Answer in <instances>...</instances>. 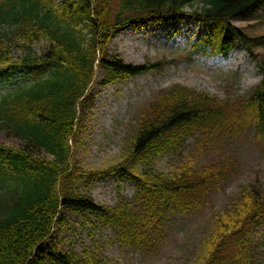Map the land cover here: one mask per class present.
Segmentation results:
<instances>
[{
  "label": "trees",
  "instance_id": "trees-1",
  "mask_svg": "<svg viewBox=\"0 0 264 264\" xmlns=\"http://www.w3.org/2000/svg\"><path fill=\"white\" fill-rule=\"evenodd\" d=\"M259 9L264 0H0V78L16 70L33 76L0 98V133L18 144L0 142V264L46 258L52 264H116L104 259L97 243L80 255L49 252L62 211L92 217L94 230H109L112 242L145 253L159 250L171 218L198 215L239 174L238 160L223 148L252 132L264 139V52L257 51L264 27L233 25ZM164 19L202 28L194 47L201 54L242 45L257 60L261 82L236 100L180 85L160 93L139 113L122 161L104 171L130 182L135 195L98 205L78 191L100 174H87L73 159L80 103L97 70L111 84L160 66L127 65L108 47L127 28ZM166 155L183 160L171 173H154L155 161ZM135 163L146 171L135 172ZM238 189L213 213L195 252L197 264H264V237L255 238L264 231V182L254 179Z\"/></svg>",
  "mask_w": 264,
  "mask_h": 264
},
{
  "label": "rangeland",
  "instance_id": "rangeland-1",
  "mask_svg": "<svg viewBox=\"0 0 264 264\" xmlns=\"http://www.w3.org/2000/svg\"><path fill=\"white\" fill-rule=\"evenodd\" d=\"M246 21L255 29L264 27V11L258 10ZM244 20L234 25H244ZM8 26H5L7 28ZM250 28L248 31L254 30ZM201 29L192 22L174 20L147 23L129 28L119 34L109 45V55H117L125 64L150 66L161 63L150 71L118 81L104 84L105 75L97 70L91 93L80 106L78 113V137L75 140L73 159L78 168L95 176L91 184H80L78 191L98 205L113 206L120 196L131 200L134 186L119 175L106 174L108 168L117 166L125 156L126 144L139 123V113L160 93L174 85L191 88L220 100H236L262 79L257 62L243 47L221 55L196 54L192 50ZM116 41V42H115ZM43 42L36 43L33 52L40 54ZM264 50V41L262 48ZM20 53H16L18 58ZM49 70L46 74L49 75ZM33 76L16 70L0 78V98L32 81ZM142 113V112H141ZM254 133L228 144L225 152L239 162V174L217 194H213L207 205L193 217L170 219L167 237L155 253H145L120 247L112 242L109 230H94V219L83 213L62 211L59 224L47 244L49 252L60 254L82 251L93 243L104 246L103 257L116 264H197L195 252L200 238L210 227L214 212L222 211L228 198L238 192V187L258 179L264 182V139H255ZM0 142L6 147L17 146V140L0 133ZM190 148V147H189ZM185 157H194L190 151ZM44 157V156H43ZM183 160L181 155H166L155 161L153 172L167 174L175 171ZM205 162L204 157H200ZM136 164V165H135ZM135 172L145 170L135 163ZM130 165L129 167H131ZM264 237L258 231L255 238ZM40 264H52L47 258Z\"/></svg>",
  "mask_w": 264,
  "mask_h": 264
},
{
  "label": "bare ground",
  "instance_id": "bare-ground-1",
  "mask_svg": "<svg viewBox=\"0 0 264 264\" xmlns=\"http://www.w3.org/2000/svg\"><path fill=\"white\" fill-rule=\"evenodd\" d=\"M116 42V41H115Z\"/></svg>",
  "mask_w": 264,
  "mask_h": 264
}]
</instances>
